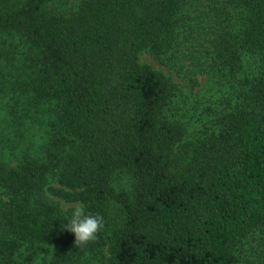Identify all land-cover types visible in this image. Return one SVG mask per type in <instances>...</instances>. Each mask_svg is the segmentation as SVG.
Returning a JSON list of instances; mask_svg holds the SVG:
<instances>
[{
  "label": "trees",
  "instance_id": "1",
  "mask_svg": "<svg viewBox=\"0 0 264 264\" xmlns=\"http://www.w3.org/2000/svg\"><path fill=\"white\" fill-rule=\"evenodd\" d=\"M53 198L102 216L97 238ZM88 252L264 264V0H0V264Z\"/></svg>",
  "mask_w": 264,
  "mask_h": 264
},
{
  "label": "rangeland",
  "instance_id": "2",
  "mask_svg": "<svg viewBox=\"0 0 264 264\" xmlns=\"http://www.w3.org/2000/svg\"><path fill=\"white\" fill-rule=\"evenodd\" d=\"M71 1L73 3L75 0H71ZM139 62L141 65L150 66L153 70L170 78L173 82H175L183 90L184 93L190 94L191 97H194L199 94H203L205 91L204 89L207 86L206 77L198 76L196 77V79L198 80L199 84H197V86L194 89H192V91H190V88L187 85L188 83L185 80H183L181 76L176 75L172 69L168 68L166 64L162 63L158 57L154 56L152 53L148 51H144L139 55ZM124 183H125V179L119 176L117 178V184H119L120 186H124L125 185ZM52 201L59 205V208L62 210L63 213H67V214H71L74 208L81 207L78 204H72V205L65 204L63 202L58 201L57 198H53ZM104 254H105V250H104ZM93 256H94L93 253H90V252L87 253L88 263L90 264H101L102 263L101 256L95 259V261L93 260Z\"/></svg>",
  "mask_w": 264,
  "mask_h": 264
},
{
  "label": "clouds",
  "instance_id": "3",
  "mask_svg": "<svg viewBox=\"0 0 264 264\" xmlns=\"http://www.w3.org/2000/svg\"><path fill=\"white\" fill-rule=\"evenodd\" d=\"M64 229L74 234L76 243L81 246L94 241L104 227L102 216L87 212L83 207L74 208Z\"/></svg>",
  "mask_w": 264,
  "mask_h": 264
}]
</instances>
